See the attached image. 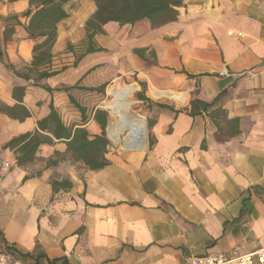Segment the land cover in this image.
<instances>
[{
  "label": "crops",
  "instance_id": "1",
  "mask_svg": "<svg viewBox=\"0 0 264 264\" xmlns=\"http://www.w3.org/2000/svg\"><path fill=\"white\" fill-rule=\"evenodd\" d=\"M27 9L0 0V162L11 164L0 179V264H190L264 249V0H184L156 28L109 23L90 54L84 25L95 5L70 0L51 50V69L65 70L41 80L29 73L42 40L25 30ZM128 77L173 103L142 104L144 151L108 145V165L92 171L69 140L38 130L52 106L66 129L100 136L102 109L75 92ZM193 100L212 105L191 115ZM36 131L48 142L17 166L19 149L5 146Z\"/></svg>",
  "mask_w": 264,
  "mask_h": 264
},
{
  "label": "trees",
  "instance_id": "2",
  "mask_svg": "<svg viewBox=\"0 0 264 264\" xmlns=\"http://www.w3.org/2000/svg\"><path fill=\"white\" fill-rule=\"evenodd\" d=\"M9 3L19 0H5ZM70 0H28V9L22 14L28 19L25 30L32 40H42L35 44L33 48V60L29 73L35 76V79H47L54 77L65 70H52V47L57 38V25L67 18L65 6ZM94 3L95 12L85 22L84 29L88 46L85 54H90L95 50L90 46L94 36L103 34V27L109 23H115L120 27L133 26L135 23L147 20L151 27L156 28L172 22L177 17L176 9L183 6L184 0H88ZM17 24V16L9 18ZM12 30H7L4 36L5 39L10 36ZM135 54L141 55L140 51H135ZM17 75L21 76L19 73ZM23 79L29 80L27 75H23ZM144 86V85H143ZM105 85L98 88L84 89L89 92L104 93ZM50 91L49 88L43 87ZM70 88L63 91L67 92ZM60 91V90H57ZM138 101L147 102L150 105L149 99L144 92H140L136 96ZM69 101L78 110L82 121L85 109L80 106L74 99L69 96ZM212 104H206L198 100L190 102L191 115H195L199 109L205 111ZM161 109H167L165 105H157ZM12 116V113L9 112ZM94 121L101 128V135L89 138L87 131L84 128H76L71 132L66 129L60 122L53 107L50 108L49 115L38 122L39 131H47L51 133L55 139L69 140L68 149L73 154V159L84 163L89 170H100L108 165L105 159L106 149L109 145L106 139L105 129L107 126L108 114L104 110H96L93 116ZM48 142L46 138L36 131L34 134H24L12 139L5 147L10 149H19V154L16 158L17 166H24L31 162L37 149ZM28 178H25V180Z\"/></svg>",
  "mask_w": 264,
  "mask_h": 264
},
{
  "label": "bare ground",
  "instance_id": "3",
  "mask_svg": "<svg viewBox=\"0 0 264 264\" xmlns=\"http://www.w3.org/2000/svg\"><path fill=\"white\" fill-rule=\"evenodd\" d=\"M138 89L137 86H125L121 89L109 87L110 94L114 101L107 104L111 114L115 116L116 122L108 129L109 139L117 143L119 137L125 134L124 148L129 151H144L146 149V126L142 118L130 114L133 104L132 96ZM154 99H169L165 92L151 90ZM124 140V139H123Z\"/></svg>",
  "mask_w": 264,
  "mask_h": 264
},
{
  "label": "rangeland",
  "instance_id": "4",
  "mask_svg": "<svg viewBox=\"0 0 264 264\" xmlns=\"http://www.w3.org/2000/svg\"><path fill=\"white\" fill-rule=\"evenodd\" d=\"M77 6V3L73 4V8H75ZM137 86L138 89L134 92L133 96H132V100L134 101L132 106H131V110H130V114L135 116V117H139L142 118L145 122V126H146V121L144 118V109L142 107V104L144 102L138 101L136 96L137 94H139L140 92H144V94L146 95V97L149 100H154L152 98L149 97V91L146 88V85H144L143 83H139L137 82L134 77H128V78H124L123 80H116L110 84H108L105 89H104V93L102 94H88L86 92H80V93H76L75 92V96L77 98V100L81 103V104H85L86 108L88 110L93 109L95 106L100 107L102 110L106 111L109 117V124L106 128V138L109 142V148L110 151L113 152H121V151H127L124 148V141H125V134L121 135L119 137V140L117 143H113L110 139H109V135H108V129L109 127L114 124L116 122V118L114 115L111 114L110 110L107 108V104L111 103L112 101H114V98L108 94V88L109 87H114L115 89H121L122 87L125 86ZM144 85V86H143ZM155 101H162V102H166V103H170L173 105V103H171L170 101L167 100H155ZM113 103V102H112ZM146 130H147V126H146ZM124 139V140H123ZM148 146V133L146 134V147Z\"/></svg>",
  "mask_w": 264,
  "mask_h": 264
},
{
  "label": "built area",
  "instance_id": "5",
  "mask_svg": "<svg viewBox=\"0 0 264 264\" xmlns=\"http://www.w3.org/2000/svg\"><path fill=\"white\" fill-rule=\"evenodd\" d=\"M10 167L11 164L9 162H0V179L7 174ZM190 264H264V249L251 254L204 255L192 257L190 259Z\"/></svg>",
  "mask_w": 264,
  "mask_h": 264
},
{
  "label": "water",
  "instance_id": "6",
  "mask_svg": "<svg viewBox=\"0 0 264 264\" xmlns=\"http://www.w3.org/2000/svg\"><path fill=\"white\" fill-rule=\"evenodd\" d=\"M108 89H109V88H108ZM108 150H110V148H109Z\"/></svg>",
  "mask_w": 264,
  "mask_h": 264
}]
</instances>
